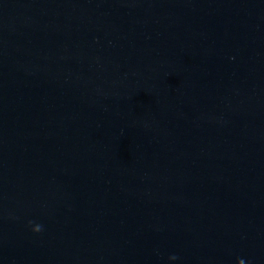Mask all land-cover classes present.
I'll return each mask as SVG.
<instances>
[{"label": "water", "instance_id": "95a60500", "mask_svg": "<svg viewBox=\"0 0 264 264\" xmlns=\"http://www.w3.org/2000/svg\"><path fill=\"white\" fill-rule=\"evenodd\" d=\"M0 264H264V0H0Z\"/></svg>", "mask_w": 264, "mask_h": 264}, {"label": "clouds", "instance_id": "9594fccd", "mask_svg": "<svg viewBox=\"0 0 264 264\" xmlns=\"http://www.w3.org/2000/svg\"><path fill=\"white\" fill-rule=\"evenodd\" d=\"M170 259H171L172 261H175V260L177 259V257L173 255V256L170 257Z\"/></svg>", "mask_w": 264, "mask_h": 264}]
</instances>
